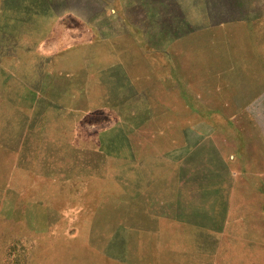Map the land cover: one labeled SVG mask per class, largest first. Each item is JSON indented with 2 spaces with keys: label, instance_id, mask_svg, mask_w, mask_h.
<instances>
[{
  "label": "rangeland",
  "instance_id": "rangeland-1",
  "mask_svg": "<svg viewBox=\"0 0 264 264\" xmlns=\"http://www.w3.org/2000/svg\"><path fill=\"white\" fill-rule=\"evenodd\" d=\"M25 1L1 12L25 21L0 53V264H115L138 227L185 244L190 225L205 260L264 264V0H221L216 25L184 0L186 19L142 46L147 66L127 43L117 106L96 105L91 57L72 51L88 26ZM155 12L169 17L165 0Z\"/></svg>",
  "mask_w": 264,
  "mask_h": 264
},
{
  "label": "crops",
  "instance_id": "crops-1",
  "mask_svg": "<svg viewBox=\"0 0 264 264\" xmlns=\"http://www.w3.org/2000/svg\"><path fill=\"white\" fill-rule=\"evenodd\" d=\"M112 2V7L106 5L105 12L108 17L101 19L103 13L98 14L91 19L85 18L78 14L75 10L77 0H42L47 5H55L59 11L56 19L62 14H72L77 20L84 22L88 26V39L83 42L74 43L76 49L72 50L74 53H81V56H88L91 58L86 64L79 67V69L88 72V79L91 83L94 95L96 98V105L111 104V106L120 105L122 103L115 102V98H118L122 94H127L125 88L122 86H114V83L125 81L124 73L128 72V68L125 67V48L130 39L138 45L139 49L130 57L129 63L143 62L147 66L146 57L147 54L142 48L147 42L150 43V48L156 50L158 45L154 43L153 37H155L159 31L163 22L157 23V21L149 15L148 6L143 1L130 2V0H109ZM26 3L31 4L26 0ZM29 6V5H28ZM8 7H12L11 0H0V53H16L14 42L18 39L20 33L18 25L20 21H25L16 17L11 19L8 17L3 18L1 12ZM34 19V18H33ZM55 19V18H54ZM35 21V19L33 20ZM43 21L42 25L45 24ZM9 25L8 28L4 26ZM53 25H46L39 36L41 41L51 40L53 33L57 30ZM44 26V25H43ZM47 28V29H46ZM46 29V30H44ZM31 35H35V30L29 32ZM28 36V33L26 34ZM38 36V37H39ZM120 41H115L114 37ZM115 38V39H116ZM40 41V42H41ZM114 41V42H112ZM8 42V44H5ZM153 42V43H152ZM102 52V53H100ZM49 55V52H43ZM62 53H65V48L58 50V53L54 56L61 57ZM84 53V55H83ZM93 57V58H92ZM123 57V60H122ZM122 60V61H121ZM121 65V66H120ZM74 72V71H73ZM110 81L113 83V87L110 85ZM132 80L129 81V83ZM107 83L109 85L107 86ZM132 86L135 84L132 82ZM133 88V93H140V88ZM145 90V89H144ZM142 90V91H144ZM145 92V91H144ZM114 100V101H113ZM111 101L113 103H111ZM157 219V217L155 218ZM154 219V220H155ZM156 221V220H155ZM209 230H216L215 234L219 235L216 239L219 240L223 234L222 229L207 226ZM156 229V230H155ZM188 229V228H187ZM204 227L190 225L189 231L191 233L190 243L180 244V242L173 243L171 240H162L160 233L157 232V227L153 229H147L145 227H138V230H134L135 235L129 238V243H126L127 249L123 252L122 256L111 257L114 259L115 264H223L221 259L211 256V259H204V251L200 248L202 245V239L204 236ZM208 233V231L206 232ZM141 239L144 240L141 243ZM211 262V263H210Z\"/></svg>",
  "mask_w": 264,
  "mask_h": 264
},
{
  "label": "trees",
  "instance_id": "trees-1",
  "mask_svg": "<svg viewBox=\"0 0 264 264\" xmlns=\"http://www.w3.org/2000/svg\"><path fill=\"white\" fill-rule=\"evenodd\" d=\"M29 2H32L31 4L26 3V1L24 3V7H30V6H34L36 3L37 5L41 6V8H43L42 12H44L45 14H49V10L48 8H50L52 6L51 5H47L46 3H43L42 0H28ZM135 1H143L147 4L148 6V12L149 15L152 16L156 21H158L156 18V12H155V8H156V3L159 0H130V2H135ZM203 3H205L206 5H208L209 7H207L206 10L204 11H200V14L203 15V17H209L211 19V25H216L218 23V21L220 22L221 18H222V11H221V7H220V1L221 0H202ZM109 0H77L76 5H75V10L78 14L82 15L85 18H92L97 16L100 13H103L101 16H98L101 19H106L107 15L104 14L105 12V7L106 5H108ZM166 5L168 6V15L169 17L163 16L161 22L165 21L166 18L171 19L175 16H180L183 19H186V15L185 14H181L180 12V8L183 7L184 5V0H165ZM29 5V6H28ZM58 11V9L56 8L55 11H53V16L56 15V12ZM106 17V18H105ZM167 19V20H168ZM218 20V21H217ZM189 27H191V25L189 24ZM193 30V27H192ZM191 30V31H192Z\"/></svg>",
  "mask_w": 264,
  "mask_h": 264
}]
</instances>
